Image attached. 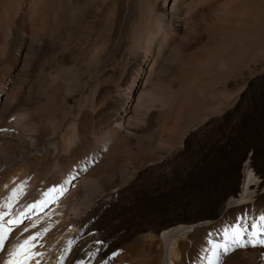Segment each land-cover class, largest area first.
Wrapping results in <instances>:
<instances>
[{"label": "bare ground", "instance_id": "bare-ground-1", "mask_svg": "<svg viewBox=\"0 0 264 264\" xmlns=\"http://www.w3.org/2000/svg\"><path fill=\"white\" fill-rule=\"evenodd\" d=\"M16 2L0 4V223L23 221L7 248L39 233L31 264H208L227 243L222 264H258L264 247H238L234 230L246 243L264 215V80L228 106L225 92L205 97L249 71L264 0H150L153 28L142 46L131 38L119 85L74 105L73 81L53 92L64 59L47 26L6 20ZM55 11L48 28L63 38Z\"/></svg>", "mask_w": 264, "mask_h": 264}, {"label": "rangeland", "instance_id": "rangeland-1", "mask_svg": "<svg viewBox=\"0 0 264 264\" xmlns=\"http://www.w3.org/2000/svg\"><path fill=\"white\" fill-rule=\"evenodd\" d=\"M24 1L28 4H26ZM6 2L7 0H0V4L2 3L1 5L3 6ZM149 2L150 0H144V1L142 0H68V2L67 0H17L16 2L17 7L16 6L13 7V9H11L10 15L6 16L7 19L6 18L5 19L7 21H11L12 24L19 25L20 23H22L20 24V27L22 29L25 27L24 29L27 32H29L30 27L37 25V24L47 26L46 29L44 30V34L46 35L52 34L54 36V41L56 43L55 48L59 47L57 49V51H59V57H62L64 59V64L62 65V69H63L62 73L64 76L58 80L56 78L57 81L56 80L53 81L54 90L53 89L52 90L54 94L56 95V98H57V95H59L58 99H60L59 97H61V94L59 93H61V90L62 89L64 90V88L68 86L72 81L76 83L77 85L75 87V90L73 89L72 94L67 96V102L71 105H74L79 100L82 101V98L84 96L91 94L94 88H98V90L100 91L107 87L109 89H113L114 87H117L119 85L120 69H122L121 64H120L119 69H117L119 66V63H122V64L124 63L123 61H125L129 47L134 44L132 42L134 41L136 45L138 44V42L141 41L138 46H142L146 39L145 37L147 35L146 32L147 33L150 32L153 28V25H154L153 14L152 12H148L146 10L147 8H145V5L147 6ZM27 5L29 7H27ZM143 8L145 9L140 10ZM26 9L29 11H26ZM55 9H56L55 12H57V15H58L56 18V22L59 23L62 20L61 15H64L63 20H64V23L66 22L65 23L66 30H65V35L63 38H60V36L64 30L60 29L61 31L58 30L57 33L53 34V32L51 31V28H48L50 25L54 23L52 22L51 15H52V11H54ZM142 11L143 12L145 11V13H143ZM146 11L148 12V14H146L147 13ZM141 14L144 16L141 17ZM241 16H243V14ZM15 17H17V19ZM26 18H28L29 20ZM58 18H59V21H58ZM49 21L51 22V24ZM139 22L143 23L142 25H143L144 31L142 32L141 31L139 32L136 30L138 29V26L140 25ZM240 27L241 25L238 22L234 23L233 25V28L235 29H238ZM132 37H133V41L131 39ZM134 37L136 40L134 39ZM138 37H140L141 40L138 39ZM191 38L192 37H189L188 40H190L191 42V40L193 39L194 42L192 41L191 43L193 44L196 43V45L199 46L198 41L194 40V38L192 39ZM142 40H144L143 43H142ZM206 51H207V48L204 49L201 54L202 55L205 54ZM169 56H170V59L172 60L169 59ZM171 56H172L171 52H168V51L162 54V58L165 60V62L167 61L168 64L170 65L174 61L173 56L172 58ZM170 61L172 62L170 63ZM50 68L53 71H56L55 70L56 67L53 62H51ZM110 69L111 70L113 69V70L111 71ZM109 72L111 73V76ZM96 75L99 78L97 77L96 79ZM108 75L110 76V78L111 77L112 78L110 79ZM105 76H106V79H105ZM103 78L105 79V81ZM251 79H253L254 83L264 80V41L260 42V45L257 47L256 56L254 60L250 62L249 71L243 76H239L235 78L234 80L227 82L224 86L221 84H217L214 88L215 89L214 91L216 93L208 94L205 97V100L209 102L211 99L210 101L211 104H217V100H219L220 97L223 96L222 92H225L229 95L228 98H225L227 101L218 102V105L228 106L233 101L234 94L238 90H240V88H244L246 86V83H248ZM58 81L60 83H58ZM62 82L65 83V85ZM58 84L60 86H58ZM204 84H205V81H204ZM54 85L58 87V90L54 87ZM105 85L107 87H105ZM113 85L115 86L113 87ZM88 88H90V90ZM57 91H60V92H57ZM213 94L217 96L214 97ZM222 98L223 97H221V99ZM145 128H146V125H145ZM144 131L146 132V129ZM142 136H145V137H142L143 144L140 146V149L145 151L146 150V145H145L146 144V133H144V135Z\"/></svg>", "mask_w": 264, "mask_h": 264}, {"label": "snow or ice", "instance_id": "snow-or-ice-1", "mask_svg": "<svg viewBox=\"0 0 264 264\" xmlns=\"http://www.w3.org/2000/svg\"><path fill=\"white\" fill-rule=\"evenodd\" d=\"M55 192L56 190H50ZM8 215L7 212H0V221H4V218ZM23 221L20 219L7 220L8 227H5L4 223H0V252L7 251V258L4 264H31L32 260L36 257L42 256V253L36 252L37 240L40 236L39 233L30 235L26 239L13 244L10 249L7 248V243L12 235L14 228L18 227ZM252 231L249 233V240L246 243L239 242L240 232L234 230V243L238 247H247L251 245L253 247L260 245L264 247V215H262L258 222L251 225ZM25 232L28 229H24ZM23 236V233H21ZM71 244V242H69ZM230 246L225 244L213 245L211 253L208 257V264H222V255H227L230 252ZM39 264V260L36 261Z\"/></svg>", "mask_w": 264, "mask_h": 264}]
</instances>
